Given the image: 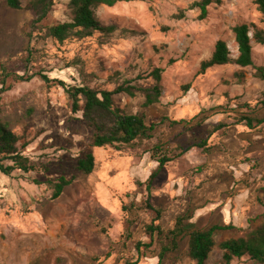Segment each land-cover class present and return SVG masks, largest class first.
Listing matches in <instances>:
<instances>
[{
    "label": "rangeland",
    "instance_id": "rangeland-1",
    "mask_svg": "<svg viewBox=\"0 0 264 264\" xmlns=\"http://www.w3.org/2000/svg\"><path fill=\"white\" fill-rule=\"evenodd\" d=\"M28 1L12 9L0 0V64L12 74L0 94V123L20 137L22 154L37 165L24 177L17 171L8 176L0 172V264H194L187 256V237L160 261L163 236L143 256L137 253L135 244L149 241L145 226L153 214L146 202L163 208L158 222L165 231L185 210L194 213L189 226L196 228L232 223L234 228L215 233L216 242L246 236L248 229L264 222L258 201L264 197V169L255 170L249 162L262 160L258 151L251 152L264 135L234 125L247 112L245 104L264 114L256 105L263 83L253 76V68L234 64L197 74L217 39L227 47L235 42L233 26L264 28L253 0H212L203 19H198V8L190 7L199 0H119L95 10L104 24L114 25L113 32L63 42L48 37L46 27L68 20V0H56L37 27L24 8ZM180 10L184 17L174 18ZM251 44L253 64L264 67V44ZM27 49L33 53L29 63L23 61ZM228 49L236 58L237 44L236 51ZM155 67L162 68L157 103L144 107L141 94L114 95L125 113L143 114L147 124L156 123L151 139L119 150L93 146V129L81 111L71 112L65 90L35 75L42 70L66 83L111 90L125 80L148 85ZM15 74L33 77L18 80ZM218 120H225L229 129L208 136V125ZM194 137L208 138L211 149L188 148ZM155 144L180 155L163 166L147 196L139 182L157 166L149 155ZM88 152L94 168L83 174L76 162ZM60 176L72 181L51 199L47 180ZM221 254L215 246L206 264H224ZM230 264L264 263L242 257Z\"/></svg>",
    "mask_w": 264,
    "mask_h": 264
},
{
    "label": "trees",
    "instance_id": "trees-1",
    "mask_svg": "<svg viewBox=\"0 0 264 264\" xmlns=\"http://www.w3.org/2000/svg\"><path fill=\"white\" fill-rule=\"evenodd\" d=\"M56 0H29L24 8L33 15L32 23L41 24L53 9ZM119 0H68L67 6L70 10V17L65 21H58L46 27V34L53 40L63 42L68 38L83 39L91 36L95 32L108 34L114 31V25L104 24L96 15L95 10L99 6H113ZM133 1V0H124ZM257 10L262 16L264 23V0H253ZM212 0H199L191 4V8H198L200 14L198 19H203L207 15V7ZM6 4L12 9L21 8V0H6ZM184 11L180 10L173 17L181 19L184 17ZM252 28V36L249 35ZM234 40L237 44L238 55L236 58L230 57V52L226 42L223 39H217L214 43L213 50L207 59L200 62L197 74H203L211 67L234 64L240 69L251 67L254 69L253 76L263 82L264 86V67L255 66L252 60V44H264V28L256 27L254 24L240 23L232 27ZM33 59V53L30 49L26 50L23 61L29 63ZM162 68L155 67L150 72L152 82L148 85L131 83L123 81L117 84L113 89H95L86 84H70L57 78H49L43 71L37 72V76L45 83H55L62 87L71 101V112L82 113V119L93 129L92 145L95 147L112 146L120 149L121 146L131 145L140 139H151L156 123L147 124L143 114H127L116 103L114 95L125 93L129 96L141 94L144 98L143 106L148 107L157 103L161 96V79ZM12 74L7 72L6 68L0 64V94L7 90L5 83L7 78ZM14 79L29 80L33 76L14 75ZM188 85L185 89H188ZM249 114L254 110L246 104ZM257 107L264 108V88L261 92V98L257 101ZM181 120H170L171 124H178ZM237 121H243L245 126L253 129L259 125H264V116H240ZM225 124L219 122L212 126L211 131H216L224 127ZM20 137L15 134L6 124L0 123V172L6 176L17 171L20 176L24 177L30 171L37 170L36 163L32 162L27 156L22 154L21 149L24 144L19 145ZM194 142L189 147H199L207 151L206 139L194 137ZM150 158L156 162V167L149 173L146 180L139 184H144L147 196L152 190V183L156 179L160 170L168 162L175 159L180 153L172 154L163 145L155 144L150 150ZM256 164V163H255ZM94 168V156L92 153H86L83 157L78 158L76 169L83 174H89ZM35 181V180H34ZM72 179L60 176L55 180H47L51 186V199L58 198L64 188L71 183ZM264 183V176L262 177ZM35 183H38L36 180ZM261 207L264 209V197L258 199ZM145 208L149 209L153 216L149 224L145 226L148 242L138 241L135 249L140 256L144 251L150 249L159 236H163L165 243H162L157 254L158 261L162 260L165 254L175 252L179 248V243L184 237H187V256L194 264H206L211 250L216 246L221 251V258L224 264H230L234 259L246 257L257 263H264V222L259 223L254 228L248 229L246 236L229 237L216 242L214 235L221 230L232 229L234 226L229 222L224 225L213 224L207 228H196L189 226V220L192 213L185 210L175 216L171 228L164 230L158 222L161 218L163 208L155 206L149 202L145 203ZM264 216V211H263ZM141 247L143 250H140ZM123 264H135L130 260L124 261Z\"/></svg>",
    "mask_w": 264,
    "mask_h": 264
},
{
    "label": "crops",
    "instance_id": "crops-1",
    "mask_svg": "<svg viewBox=\"0 0 264 264\" xmlns=\"http://www.w3.org/2000/svg\"><path fill=\"white\" fill-rule=\"evenodd\" d=\"M238 49V48H237ZM237 66V65H236ZM238 68H240L239 66H237ZM238 75V74H237ZM263 83V82H262ZM246 105V104H245ZM249 105V104H248ZM260 109H264L263 107H260ZM245 116V115H248V116H256V117H263L264 116V114H262L261 116H259L258 114H257V112L256 111H254V113L253 114H249V112H248V110H247V112H243L242 114H241V116ZM238 118H239V116H238ZM219 122H221V123H223V124H225V126L224 127H222L221 129H219V130H216V131H211V128H212V126L214 127V126H216ZM234 125H236V127L238 126V125H242V126H244L246 129H248L249 131H254V130H258L257 132H259V133H261V134H263L264 135V132L262 131V132H260L259 130L260 129H263L264 130V125H259V126H257V127H255V128H253V129H250V128H248L247 126H245V124L243 123V121L241 122V121H237V119L234 121ZM208 127L210 128V131H208V136H210L212 133H216V134H222V132H223V134H225V132L229 129V125L228 124H226V121L225 120H218L215 124H212V123H210L209 125H208ZM262 136V135H261ZM203 139H206V146L207 147H209V149L207 150V151H209L210 149H211V146L210 145H208L207 144V139L208 138H203ZM256 144H260V147L259 148H257V149H255V150H253L251 153L252 154H254V153H256L257 151L259 152V154H258V156L259 157H261V161H264V138H262V139H260V142H257ZM205 151V150H204ZM261 161H256V160H254V161H252V160H250L249 162L251 163H253V165H255V170H258V169H264L263 168V166H264V162H263V164L262 163H260ZM249 163V164H250ZM256 163V164H255ZM264 171V170H263ZM264 176V175H263ZM263 211H264V209H263ZM192 213V212H191ZM192 217H194V213L192 214ZM190 221V220H189ZM227 223H229V221H227L226 223H224V224H227ZM213 224H219V223H213ZM213 224H211V225H213ZM224 224H220V225H224ZM232 224V223H231ZM210 225V226H211ZM233 225V224H232ZM234 226V225H233ZM209 227V226H208ZM199 228H201V227H199ZM204 228H207V227H204ZM234 228V227H233Z\"/></svg>",
    "mask_w": 264,
    "mask_h": 264
},
{
    "label": "bare ground",
    "instance_id": "bare-ground-1",
    "mask_svg": "<svg viewBox=\"0 0 264 264\" xmlns=\"http://www.w3.org/2000/svg\"><path fill=\"white\" fill-rule=\"evenodd\" d=\"M124 4H125V3H124ZM99 7H101V6H99ZM104 8H105V7H104ZM99 11H100V10H99ZM99 14H100V13H99ZM228 47L236 51V43H235L233 40L229 41V43H228ZM44 261H45V260H44Z\"/></svg>",
    "mask_w": 264,
    "mask_h": 264
}]
</instances>
